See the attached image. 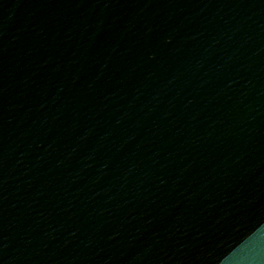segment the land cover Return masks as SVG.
Wrapping results in <instances>:
<instances>
[{
  "label": "water",
  "instance_id": "obj_1",
  "mask_svg": "<svg viewBox=\"0 0 264 264\" xmlns=\"http://www.w3.org/2000/svg\"><path fill=\"white\" fill-rule=\"evenodd\" d=\"M21 264H264V0H73Z\"/></svg>",
  "mask_w": 264,
  "mask_h": 264
}]
</instances>
